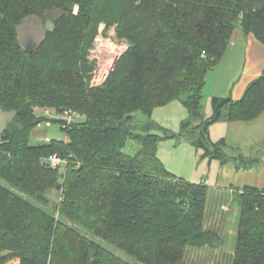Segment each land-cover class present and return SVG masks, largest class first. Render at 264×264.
<instances>
[{
  "label": "trees",
  "instance_id": "trees-1",
  "mask_svg": "<svg viewBox=\"0 0 264 264\" xmlns=\"http://www.w3.org/2000/svg\"><path fill=\"white\" fill-rule=\"evenodd\" d=\"M48 11L57 12L53 25L37 49H24L19 22ZM102 22L117 24L129 47L91 86L87 53ZM237 27L264 43V0H0V107L14 112L0 143V264H187L189 249L221 247L223 236L207 226L210 186L165 167L151 118L180 100L193 120L180 133L201 136L193 143L203 157L260 164L264 141L245 154L215 141L210 127L264 111V69L240 99L213 96L212 114L202 109ZM65 109L80 114L69 127L59 118ZM139 112L149 120L141 124ZM43 122H59L65 139L31 144ZM130 139L141 143L134 154ZM53 154L67 162L50 166ZM232 196L240 211L231 264H264V189L237 186Z\"/></svg>",
  "mask_w": 264,
  "mask_h": 264
},
{
  "label": "rangeland",
  "instance_id": "rangeland-1",
  "mask_svg": "<svg viewBox=\"0 0 264 264\" xmlns=\"http://www.w3.org/2000/svg\"><path fill=\"white\" fill-rule=\"evenodd\" d=\"M57 12L48 11L43 17L37 14H31L24 17L17 26L19 40L21 45L26 50H35L44 39L47 29H49L54 22V18ZM117 24L107 25L102 22L96 33L93 43L88 49L87 58L95 66L90 71V82L93 77V71L98 72L100 70L101 63L103 64V47L108 43L115 45V57L107 60L106 63L111 62L112 69L107 76L104 77L105 81L108 78L119 56H121L129 47V42L126 39H119L116 31ZM101 49V58L96 60L90 59L91 49ZM96 53H93V55ZM106 66V64H105ZM102 71H108L102 70ZM95 72V73H96ZM213 73H210L208 81L212 80ZM104 81V82H105ZM210 85V84H209ZM209 89V87H207ZM205 89L204 100L202 109L204 114L209 116L212 114V98L209 97V91ZM211 98V99H210ZM37 113L40 115L47 114L49 110L52 116H56V110L53 107H36ZM56 114V115H55ZM14 115L13 111H6L0 107V143L2 141V133L7 126V123L12 119ZM58 116V115H57ZM61 118V116L59 117ZM138 119L141 124L147 122L149 118L142 112L138 113ZM155 123L152 127V132L158 133L162 136V139L158 141L157 154L162 160L165 167L175 173L176 175L183 177L189 181L196 182L203 178L208 179V167L209 157H203L204 148L198 147L193 142L201 136L191 135L188 131L181 134L182 123L188 120L193 121L189 117V112L180 100H175L169 104L157 106L154 108L151 118ZM49 123V124H48ZM220 135V136H218ZM214 135L213 139L216 141L221 138V134ZM66 134L62 129V125L59 122H43L35 127L32 131L30 142L31 144H41L51 139L62 140L65 139ZM141 147V143L130 139L127 143L126 151L134 154ZM45 158L44 160H46ZM63 165V164H62ZM207 172L204 174L203 171ZM213 170V169H212ZM200 177V178H199ZM195 179V180H193ZM51 202L54 204L61 199V192H50ZM211 196V195H210ZM240 208L234 197L230 194L215 193L208 203V219L207 226L209 228L217 229L224 238V244L219 248H195L189 249L186 257L187 264H231L232 256L234 254L237 236L238 215ZM91 238L97 239L106 248L116 252L120 256L126 259H132L123 251L119 250L110 243L100 240L93 235H89ZM19 264V263H12Z\"/></svg>",
  "mask_w": 264,
  "mask_h": 264
},
{
  "label": "crops",
  "instance_id": "crops-1",
  "mask_svg": "<svg viewBox=\"0 0 264 264\" xmlns=\"http://www.w3.org/2000/svg\"><path fill=\"white\" fill-rule=\"evenodd\" d=\"M263 69L264 43L252 33L246 34L237 27L225 54L217 68L212 71V80L207 82L205 89L209 87L211 98L230 96L240 99L248 84L258 77ZM210 133L212 138L215 134H221L228 146L250 154L254 145L264 141V111L251 120L217 121L211 125ZM206 172L204 170L202 174L205 175ZM207 175L208 179L203 178L196 182L204 181L210 186V199L215 193L232 195L237 186L250 185L264 189V156L260 164L250 168H239L234 162L221 164L219 160L212 159L209 161ZM15 263H19V260Z\"/></svg>",
  "mask_w": 264,
  "mask_h": 264
},
{
  "label": "built area",
  "instance_id": "built-area-1",
  "mask_svg": "<svg viewBox=\"0 0 264 264\" xmlns=\"http://www.w3.org/2000/svg\"><path fill=\"white\" fill-rule=\"evenodd\" d=\"M90 59L91 60H96L97 58H101V61H102V54H101V49L99 50L98 49V46L96 47V49H91L90 51ZM93 53H96L93 55ZM100 55V56H99ZM99 56V57H98ZM102 63H101V66H100V70H98V72H96L95 70L93 71V77H91V86H99V85H102L105 81L104 77L107 76V74L109 73V71L112 69L113 65L106 69H108V71H103L102 72ZM96 72V73H95ZM51 112L49 110H47V114L48 115H51L50 114ZM52 116V115H51ZM61 117L65 120L64 122V125L66 127H69L70 125H72V123L76 122L77 119L80 117V114L73 110V109H65L63 114L61 115ZM49 124V123H48ZM45 162H47L50 166L52 167H58V166H61L62 164L66 163L67 160L64 159L63 157H61L60 155L58 154H53L52 156L48 157Z\"/></svg>",
  "mask_w": 264,
  "mask_h": 264
},
{
  "label": "bare ground",
  "instance_id": "bare-ground-1",
  "mask_svg": "<svg viewBox=\"0 0 264 264\" xmlns=\"http://www.w3.org/2000/svg\"><path fill=\"white\" fill-rule=\"evenodd\" d=\"M115 45H113L112 43H108L106 45H104L103 47V66H102V70H106V68H108L111 65V62H107V60L109 61V59H113V57H115L114 53H115ZM106 64V66H105ZM103 72V71H102Z\"/></svg>",
  "mask_w": 264,
  "mask_h": 264
},
{
  "label": "water",
  "instance_id": "water-1",
  "mask_svg": "<svg viewBox=\"0 0 264 264\" xmlns=\"http://www.w3.org/2000/svg\"><path fill=\"white\" fill-rule=\"evenodd\" d=\"M120 58V56L117 58V60ZM58 188H60V186L58 187Z\"/></svg>",
  "mask_w": 264,
  "mask_h": 264
}]
</instances>
